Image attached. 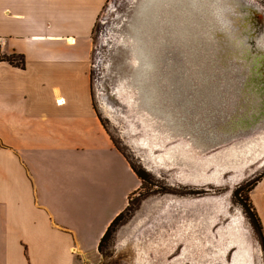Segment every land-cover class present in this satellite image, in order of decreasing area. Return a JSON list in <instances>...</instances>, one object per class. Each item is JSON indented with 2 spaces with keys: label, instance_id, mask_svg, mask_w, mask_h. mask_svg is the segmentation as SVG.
<instances>
[{
  "label": "crops",
  "instance_id": "crops-1",
  "mask_svg": "<svg viewBox=\"0 0 264 264\" xmlns=\"http://www.w3.org/2000/svg\"><path fill=\"white\" fill-rule=\"evenodd\" d=\"M105 3L0 0V54L24 62L0 59V264L92 263L140 184L92 101L91 35Z\"/></svg>",
  "mask_w": 264,
  "mask_h": 264
},
{
  "label": "water",
  "instance_id": "water-1",
  "mask_svg": "<svg viewBox=\"0 0 264 264\" xmlns=\"http://www.w3.org/2000/svg\"><path fill=\"white\" fill-rule=\"evenodd\" d=\"M173 1H166L161 9L157 0L151 5L149 0H132L112 20L110 30L116 34V48L111 58L114 93H128L125 115L132 127L139 121L150 129L149 135L160 141L186 139L172 145L165 156L156 160V166L167 168L170 163L161 162L171 161L186 172L187 167L190 171L210 172L216 165L210 159L228 155L221 161L224 165L221 167H229L232 154L239 150L236 146H226L232 141L259 130L258 143L247 141L245 144L264 146V9L250 0ZM231 150L235 152L227 154ZM194 154L206 158L194 161ZM255 163L256 169L264 167V151L247 159L241 165L239 179L232 183L231 169L223 171L219 182H192L227 184L228 189L223 193H204L177 202L181 207L186 204L190 207L192 203L198 207L204 203L202 210L210 213L214 208H221L226 212L224 216L228 215L229 202L222 201L223 198L233 195V184L248 178L245 171ZM222 210L215 215L222 214ZM172 221L168 218L157 225L156 222L143 231L148 232L149 228L154 232L160 228L164 231L169 224L173 225ZM183 223L180 217L174 225ZM215 224L216 220L210 230L213 231ZM198 228L201 229L200 224ZM218 228H222L223 237L229 240L225 246L234 247L231 260L222 261L225 248H221L217 257L200 256H211L214 264H250L238 222L229 221L227 226ZM177 230L174 229L175 236ZM147 232L141 236H147ZM187 233L185 236L189 239L193 233ZM212 235L213 232L211 240L206 237V242L221 245L218 239L212 242ZM201 237L200 233L195 236L197 251ZM160 238L146 239L143 248L147 254L151 247L163 248ZM175 240L177 244L182 242H178L182 239Z\"/></svg>",
  "mask_w": 264,
  "mask_h": 264
},
{
  "label": "rangeland",
  "instance_id": "rangeland-1",
  "mask_svg": "<svg viewBox=\"0 0 264 264\" xmlns=\"http://www.w3.org/2000/svg\"><path fill=\"white\" fill-rule=\"evenodd\" d=\"M130 1L132 0H106L95 24L91 35V95L96 115L112 142L123 154L130 166L140 170L147 180H140L138 188L131 194L129 199L130 211L126 212V215L123 216V221L119 223L111 237L102 243L100 250L97 248L95 256L91 261L92 263L90 264H175V260L179 258L181 254L183 242H181L182 240H178L181 244L175 243L177 240L174 238V229L177 227H175L176 224L174 225V223H177L180 217L189 216L190 213H196L206 218V225L203 231L205 233V238L209 236V240H211L210 236L211 232H213L212 242L218 239L217 242L221 244L219 246H214L215 242L212 245L206 242L205 238H202L201 246L197 251L199 259L200 255L206 256L207 254L217 257L219 252L221 253V248H225V251L222 253V261L229 262L231 260L234 247L232 245L225 246L226 243H229V240L223 237V231L221 232L222 228L219 229L218 227L227 226L229 221L235 220L238 222L239 232L243 238L245 251L251 262L250 264H264L260 239L244 210L240 199L242 197H240V195L234 197L233 193L231 197L229 196V199L223 198L224 200L222 201H228V205L230 206V210L226 207V210H229V212L228 215L225 216L224 214L226 212L223 213L221 208H214L213 212L210 213L202 210L204 206H206L204 203H199L198 207H193V203L190 207H188V204L183 205L185 207H181L177 202L178 200L181 201L184 197H198L204 195V193L206 195H215L221 192L223 193L224 190L228 189L227 184H195L192 182H219L225 169H231L234 172L230 179L231 183L238 180L241 173V165L245 164L250 157L254 158L263 153L259 151L261 149L260 147L263 146H253V152L251 156L248 157L247 150L243 148V146H247L249 142L256 141L255 143H258L257 140L260 136V131H254L247 137L241 136L226 145L239 147L236 153H234L235 150H231L227 153H234L231 156L233 159L230 160V163L226 162V164H229V167H221L224 166L221 161H223L225 157H230L225 155L224 158L210 159L216 162L214 170L210 172H205V170L190 171L189 167H187L188 171L186 172L182 170L180 166L172 164L171 161L161 162L170 163L171 166L167 168L156 166V160L158 161L160 156H165L172 145L184 142L186 140L185 138L176 137L174 140L160 141L149 135L151 131L143 127V123L141 125L139 121L135 122L132 127L131 123L126 119L125 110L127 109L125 103H127L128 93H114L112 85L113 72L111 69L113 61L111 62V58L116 48V34L113 30H110V24L113 19L125 11L127 3ZM250 1L258 3L264 9V0ZM247 141L249 142L245 144ZM155 143H158V145L153 146ZM194 157V161H200V159L206 158L198 154H194ZM98 170L101 174L103 173L102 168ZM246 175L249 179L245 178L243 181L233 184L232 190H238L251 184L247 187H251V189L244 188L241 194L242 196L245 195L248 197L247 202L253 208L252 193L257 185V189L254 192V202L264 222V180L261 184H258V181L262 179V175L264 176V167L256 169V163L252 164L246 169L245 176ZM222 197L224 196L222 195ZM99 207H101V205L97 206V208ZM218 210H222V212H220L222 214L215 215V213L219 212ZM161 212H164L162 216H160ZM168 218L173 220L174 226L169 224L168 228L164 229V231H161L163 228L157 229V233L151 228H149L150 231L148 232L143 231L148 225H154L156 222L155 225H157L158 222L168 221ZM215 220L216 224L212 231L210 228L214 225ZM202 230L203 227L201 231ZM143 232H147L149 236H141ZM148 237L152 239L161 237L159 242H162L163 248L155 247V250L157 249L156 252L153 250V247H149L150 250L147 254L143 247H146L145 242ZM150 244L152 246L153 243L150 242ZM139 250H141L140 252H142L141 254L143 255L140 254ZM211 256L206 257L207 263L205 264H214V260H212ZM180 264L203 263H201V261L193 263L190 259H182Z\"/></svg>",
  "mask_w": 264,
  "mask_h": 264
},
{
  "label": "trees",
  "instance_id": "trees-1",
  "mask_svg": "<svg viewBox=\"0 0 264 264\" xmlns=\"http://www.w3.org/2000/svg\"><path fill=\"white\" fill-rule=\"evenodd\" d=\"M1 59L6 60L9 63H15L16 65H19V66H23V63H24L22 56L9 55V56H3ZM131 167L135 171V173L137 174V176H138V178L140 180H147L146 177L144 176V174L140 170H137L133 166H131ZM262 177H263V175H262ZM257 180H255V181H257ZM249 185H251V184H249ZM249 185L245 186L244 188L249 187ZM244 188H240L238 190H235L234 197H238L239 195H240V197H242V198H240L241 199V203H242V205L244 207V210H245L247 216L250 219V222H251L252 227L254 228L255 232L257 233V235H258V237L260 239L262 253H263V258H264V232H263L261 222L259 220V217H258L255 209L252 208V206L247 202L248 201V197L245 196V195L242 196V194H241L242 191L244 190ZM247 189H251V187L250 188H247ZM129 203L126 206V208L121 213H119L111 221V223L107 227L106 231L104 232L103 236L101 237V239H100V241L98 243V246H97L98 250H100V247H101L102 243L111 237V235L116 230V228L119 225V223L121 221H123V216L126 215V212H129L130 211Z\"/></svg>",
  "mask_w": 264,
  "mask_h": 264
},
{
  "label": "bare ground",
  "instance_id": "bare-ground-1",
  "mask_svg": "<svg viewBox=\"0 0 264 264\" xmlns=\"http://www.w3.org/2000/svg\"><path fill=\"white\" fill-rule=\"evenodd\" d=\"M154 0H149V4L151 5L153 3ZM160 1V7L161 9L164 8V4L166 1L169 2H173V0H157ZM150 8V6H148V9ZM190 216V217H189ZM189 216H183L182 221L184 222L183 225H177L178 230L176 231V236H174V238H178V239H182L183 245L186 247H190V250L193 251L191 253H196V249H198L197 245L198 242L195 240V236L200 233L203 237H205V233L203 232L205 229V225H206V218L199 216L196 213H190ZM198 224L201 225V229L203 227V230L201 231V229L198 228ZM187 231H191L192 236H189V239H186L185 233H187ZM203 237H201L200 239H202ZM206 239V238H205ZM187 254V252H186ZM198 256V255H197ZM209 257V256H208ZM193 263H196L198 261H201V263L205 264L207 263L206 261V257H200V260H191Z\"/></svg>",
  "mask_w": 264,
  "mask_h": 264
},
{
  "label": "flooded vegetation",
  "instance_id": "flooded-vegetation-1",
  "mask_svg": "<svg viewBox=\"0 0 264 264\" xmlns=\"http://www.w3.org/2000/svg\"><path fill=\"white\" fill-rule=\"evenodd\" d=\"M166 245V244H165ZM197 250V249H196ZM186 252H187V254H186ZM191 252H193V251H191L190 250V247H185L184 245H183V248H182V251H181V254H180V256H179V258H177L176 260H175V264H180V261L182 260V259H190V260H200L199 259V256H197V253H191ZM201 257V256H200ZM181 258V259H180Z\"/></svg>",
  "mask_w": 264,
  "mask_h": 264
},
{
  "label": "built area",
  "instance_id": "built-area-1",
  "mask_svg": "<svg viewBox=\"0 0 264 264\" xmlns=\"http://www.w3.org/2000/svg\"><path fill=\"white\" fill-rule=\"evenodd\" d=\"M3 56L0 54V59L2 58Z\"/></svg>",
  "mask_w": 264,
  "mask_h": 264
}]
</instances>
